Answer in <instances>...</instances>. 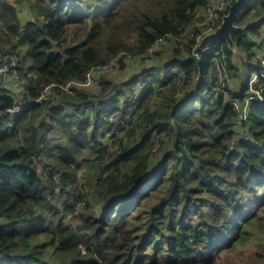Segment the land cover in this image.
<instances>
[{
    "label": "trees",
    "instance_id": "obj_1",
    "mask_svg": "<svg viewBox=\"0 0 264 264\" xmlns=\"http://www.w3.org/2000/svg\"><path fill=\"white\" fill-rule=\"evenodd\" d=\"M215 2L31 0L22 24L0 0V264H220L264 241V95L249 101L252 140L234 126L237 104L264 88L249 84L259 59L244 76L264 0L236 19L241 64L221 39L197 71L198 13ZM116 61L147 66L101 72Z\"/></svg>",
    "mask_w": 264,
    "mask_h": 264
},
{
    "label": "built area",
    "instance_id": "obj_2",
    "mask_svg": "<svg viewBox=\"0 0 264 264\" xmlns=\"http://www.w3.org/2000/svg\"><path fill=\"white\" fill-rule=\"evenodd\" d=\"M232 0H217V2L215 3H210L208 4V6H206V8L210 11V17L212 20H207V18H205V20L203 21V25L207 26V28L204 30L203 34L201 36L198 37V41L199 43L202 41L201 38L203 39L204 37H206L208 34L214 33L216 32L220 25L223 22V17L226 15H224V12L226 10V8L232 4L231 3ZM258 38L253 39L254 43L257 45ZM211 48L210 45H205L202 49L205 51L209 50ZM219 54V52L217 53V55ZM258 58L261 64L262 69L258 72V75L255 79H253L252 81L249 82L250 84V88H253V85L257 82V78L258 76L264 78V46L263 48L260 50L259 54H258ZM6 61V60H5ZM15 59L12 60L11 63H15ZM218 62L219 65V69H218V73H219V78L220 81L222 82V85L224 86L227 82H230V74L227 68V65L223 62H219L218 60H216ZM7 66V62L5 64H0V71H4L6 70ZM17 75V74H16ZM93 81V83H92ZM17 84H19V81H16ZM92 83V84H91ZM95 84V80L89 78L86 82L85 85L89 86V85H93ZM263 95H264V88H256V89H251L249 95L246 97V99L242 102H240L239 104H237V108H238V116L236 117L235 121H234V126L237 129V132L239 134L240 139L244 138L246 140H252L250 134L244 130V123L245 120L247 118V114L249 112V101L251 99H258L261 100L263 99ZM23 109H25L22 106H18L15 107L14 109H12V112L14 113H19L21 111H23Z\"/></svg>",
    "mask_w": 264,
    "mask_h": 264
},
{
    "label": "rangeland",
    "instance_id": "obj_3",
    "mask_svg": "<svg viewBox=\"0 0 264 264\" xmlns=\"http://www.w3.org/2000/svg\"><path fill=\"white\" fill-rule=\"evenodd\" d=\"M11 2L15 3L18 10H19V14L21 16L22 19V24H25L27 22H29L31 19L35 18V15L33 16V14L30 11V8H28L29 5H31V0H21V2L19 0H10ZM16 1L18 3H16ZM219 1V0H218ZM21 9V10H20ZM204 15L203 20H205V18H207V20H212L210 17V11L207 8H203L199 11L198 15ZM199 17V16H197ZM202 21V20H201ZM2 25L0 24V27ZM1 34L3 36H7V30L5 29L0 31ZM171 41H166L164 44V46H166V48H159L158 50L162 51V61L160 62L161 64H164L165 62H167L171 56H172V49L170 50V46L173 47V44H170ZM169 46V48H168ZM148 65H150L148 62L146 63ZM147 65H145L146 67ZM144 67V63L141 62L140 65L134 70V71H130L128 68H124V69H120L119 68V64L117 66V61L114 63V65L112 66V68L109 66L107 68L102 69L101 72L103 73H108L111 74V77H114L116 79H127V77L131 76L133 73L142 70ZM144 67V68H145ZM111 68V69H110ZM148 68V67H147ZM237 83V82H236ZM83 83H80V85H82ZM92 87V85L90 86ZM85 173V171H83ZM84 175L82 174L80 176V182L79 185L84 183ZM62 198V197H61ZM60 199V198H58ZM63 201V198H62ZM264 243V241L262 239H258L256 238L252 243H249L248 245L242 247L241 249H239L237 252L235 253H225V255L223 256V262H221L220 264H252V258L251 256L255 254H257V252L261 251V244ZM224 254V253H223Z\"/></svg>",
    "mask_w": 264,
    "mask_h": 264
},
{
    "label": "water",
    "instance_id": "obj_4",
    "mask_svg": "<svg viewBox=\"0 0 264 264\" xmlns=\"http://www.w3.org/2000/svg\"><path fill=\"white\" fill-rule=\"evenodd\" d=\"M249 2L250 0H235L230 6L229 12L223 17V22L219 29L202 39L200 44L196 47L194 54L190 57V59L195 61V68L197 71L199 70L200 63L199 52L210 42L225 39L229 43L231 49L238 52L232 34L240 29V27L236 25V19L247 8Z\"/></svg>",
    "mask_w": 264,
    "mask_h": 264
},
{
    "label": "crops",
    "instance_id": "obj_5",
    "mask_svg": "<svg viewBox=\"0 0 264 264\" xmlns=\"http://www.w3.org/2000/svg\"><path fill=\"white\" fill-rule=\"evenodd\" d=\"M260 36H257V35H253L251 37V41L253 42L255 38H258L257 39V42L258 44L256 45L255 43V46H254V50H255V57H251L249 59V63H247L246 65V69L244 71V76L246 75L247 71H249L253 66H256L257 65V62H258V54L260 52V50L263 48L264 46V25H262V27L260 28ZM237 49V48H236ZM238 51V50H237ZM239 55L240 54V51L236 52V55ZM244 53H241L240 56H236V62L241 64V61L243 60V58L245 57V54L243 55ZM247 59V58H246ZM261 69H258L256 71H251L250 73V76H249V80L252 81L253 79H255L258 75V72L260 71ZM258 80V78H257Z\"/></svg>",
    "mask_w": 264,
    "mask_h": 264
}]
</instances>
